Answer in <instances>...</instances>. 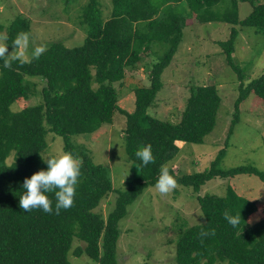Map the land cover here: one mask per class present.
Here are the masks:
<instances>
[{"label":"trees","instance_id":"trees-1","mask_svg":"<svg viewBox=\"0 0 264 264\" xmlns=\"http://www.w3.org/2000/svg\"><path fill=\"white\" fill-rule=\"evenodd\" d=\"M109 1V13L103 17L97 0H86L81 7L79 23L84 37L79 45L66 47L53 41L38 60L23 64L13 61L10 68H5L0 60V264H69L67 251L73 238L84 245L73 248L72 255L84 253L97 264H117V222L125 215L126 206L144 188L155 185L161 165L178 151L177 142L200 143L214 125L219 96L212 84L189 87L176 122L146 112L161 87V72L175 54L182 29L192 20L230 25L227 38L214 41L239 80L226 140L238 118V104L249 93L264 103V70L244 83L242 69L231 55L237 35L234 25L254 27L264 35V3L260 0H226L221 10L213 7L224 0ZM239 1L250 5V11L241 19L237 17ZM27 30L26 21L15 17L7 27V45L12 47L17 34ZM150 54L159 62L150 64L148 85L133 89V108L126 112L116 105L114 84L120 85L126 67ZM27 77L42 81L40 101L12 111L11 103L28 96L33 83ZM115 113L124 119L123 149L134 166V176L122 189L114 190L112 209L102 218L94 208L107 192L113 191L108 168L94 163L70 137L89 134L111 123ZM47 132L61 138L63 151L83 160L74 206L62 209L59 215L55 214L52 194L49 196L53 199V214L41 209L24 212L19 206L24 178L47 170L41 159ZM146 144L152 147L155 163L141 167L135 152ZM223 155L224 147L216 151L207 167L197 172L175 175L168 168L177 184L189 187L193 193L214 177L248 174L264 183V170L252 164L219 168ZM9 156L11 160L6 163ZM194 197L205 217L180 230L175 240L176 264H214L215 260L264 264V215L248 222L257 209L254 201L229 186L220 196L205 193ZM225 211L233 216L240 212L241 224L232 227L223 218ZM202 229H215V235L201 243L198 234Z\"/></svg>","mask_w":264,"mask_h":264},{"label":"rangeland","instance_id":"rangeland-1","mask_svg":"<svg viewBox=\"0 0 264 264\" xmlns=\"http://www.w3.org/2000/svg\"><path fill=\"white\" fill-rule=\"evenodd\" d=\"M97 1L103 17L109 13L110 1ZM225 2L217 3L213 10H221ZM260 2L264 3V0ZM85 3L86 0H0V34L7 33L11 20L19 17L28 24L30 44L27 56H31L36 45L47 46L53 41H59L66 47L77 46L84 37L79 13ZM249 11L247 2H237L239 19ZM233 27L237 35L231 55L235 64L242 69L241 81L245 83L264 70V35L254 27ZM229 28V24L217 21L197 23L192 20L186 24L175 54L161 72V87L146 110L152 117L176 122L190 86H215L219 105L214 125L200 143L177 142L178 151L164 165L171 168L175 175L203 170L222 147L224 155L219 168L252 164L264 170V103L252 93L238 104V118L226 140L239 80L226 65L214 41L225 40ZM8 51L15 53L18 50L8 46ZM153 57L152 54L143 56L135 65L124 69L120 85L114 84L118 108L132 111V91L135 87L148 85L146 75ZM26 80L33 83L28 96L11 103L9 109L12 111L40 101L42 81L32 77ZM123 122V117L115 113L111 123L89 134L70 137L73 144L88 152L94 163L108 168L113 191L107 192L94 208L102 218L112 209L116 197L114 190L122 189L124 183L134 176V166L127 160L123 149ZM45 140L42 158L62 150L59 136L47 132ZM10 160L11 156L7 157L6 163ZM227 186L232 187L238 195L255 202L257 209L248 218L249 223L264 215V183L254 175L238 174L223 179L214 177L204 182L197 193L178 184L173 192L162 196L155 185L148 186L126 206L125 215L117 222L119 234L114 256L117 264H176L173 257L175 240L180 230L202 222L194 195L207 193L220 196ZM83 245L82 241L72 239L67 251L69 264H97L84 253L78 256L71 254L73 248ZM214 264L228 263L215 260Z\"/></svg>","mask_w":264,"mask_h":264},{"label":"clouds","instance_id":"clouds-1","mask_svg":"<svg viewBox=\"0 0 264 264\" xmlns=\"http://www.w3.org/2000/svg\"><path fill=\"white\" fill-rule=\"evenodd\" d=\"M7 34H0V60H3L5 68H10L13 61H19L21 64L30 63L33 59H39L41 55L47 51L45 45H36L31 56H27L30 44V34L28 32H20L12 43V48L18 51H8ZM153 64L158 63V59L152 58ZM135 156L142 162L141 167L150 163H155V157L152 154L150 144L140 146ZM47 165V170H39L31 175L30 178L25 177L22 188L23 193L19 196V206L24 212H30L33 209H41L43 212L53 214V199H55V214L59 215L61 210H67L74 206V198L76 195V187L81 176L82 158L74 156L71 152L60 150L54 155L41 158ZM178 187L176 178L170 174L167 166L161 165L155 188L162 196H167ZM205 217L203 211L199 214ZM223 218L232 226L237 227L241 224L240 212L233 216L228 211L223 213ZM215 229L210 231L201 230L198 234L201 243L208 236H214Z\"/></svg>","mask_w":264,"mask_h":264}]
</instances>
